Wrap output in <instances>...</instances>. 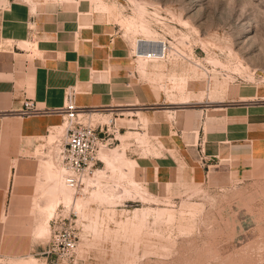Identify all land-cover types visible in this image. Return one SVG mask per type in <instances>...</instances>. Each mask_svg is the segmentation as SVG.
Wrapping results in <instances>:
<instances>
[{
  "label": "rangeland",
  "instance_id": "rangeland-1",
  "mask_svg": "<svg viewBox=\"0 0 264 264\" xmlns=\"http://www.w3.org/2000/svg\"><path fill=\"white\" fill-rule=\"evenodd\" d=\"M37 1L0 0L3 17L10 2L34 5ZM54 2L61 12L75 14L83 24L110 25L122 39L129 40L132 54L138 40L168 43L176 55L171 61L155 63L159 69L169 70L168 83L161 89L170 104L207 109L220 101L228 88L258 91L264 96V0ZM148 64L143 59H135L132 64L131 70L142 82L145 75H154ZM189 74L197 80L194 89L205 85L207 91L196 94L187 90ZM136 110L123 107L115 111L116 118ZM104 113L108 112L88 109L80 121L104 131L108 127V140L113 137V125ZM61 115L56 137L49 143L41 142L36 151L39 173L33 216L39 251L26 259L0 257V264H264V172L255 182L234 178L223 181L211 176L201 184L179 182L154 197L132 175L136 162L126 155L130 144L127 135L116 146L114 140L102 142L97 153L99 162L89 177L105 168L100 158L116 147H120L126 162L133 164V170L125 167L118 173L107 171L109 175L101 179L106 192L103 196L93 186L86 189V176L79 191L70 189V199L54 202L44 194L43 187L49 181L40 166L41 161L51 162L63 176L58 153L65 144L67 125ZM117 127L114 125V130ZM133 140L138 146H150L146 136L137 134ZM59 217L69 219L76 234L77 249L69 259L46 254L52 223ZM41 226L48 232L41 234Z\"/></svg>",
  "mask_w": 264,
  "mask_h": 264
},
{
  "label": "crops",
  "instance_id": "crops-1",
  "mask_svg": "<svg viewBox=\"0 0 264 264\" xmlns=\"http://www.w3.org/2000/svg\"><path fill=\"white\" fill-rule=\"evenodd\" d=\"M32 3L10 2L5 17L0 4V257L26 259L39 251L33 216L36 151L56 137L62 115L53 111L62 109L69 96L79 108L108 112L105 116L119 126L109 139L114 146L120 144L117 135H128L126 155L136 162L134 178L153 196L168 185L201 184L210 176L259 179L264 96L258 91L228 88L203 110L170 104L161 89L169 70L149 63L154 75L138 79L131 70L135 60L129 40L110 25L83 24L75 14L61 12L54 0ZM25 42L30 47L20 48ZM191 76L187 90L206 92L205 85L194 89L197 80ZM26 100L41 112L19 116ZM123 107H137V114L116 118ZM137 134L150 146H138Z\"/></svg>",
  "mask_w": 264,
  "mask_h": 264
},
{
  "label": "built area",
  "instance_id": "built-area-1",
  "mask_svg": "<svg viewBox=\"0 0 264 264\" xmlns=\"http://www.w3.org/2000/svg\"><path fill=\"white\" fill-rule=\"evenodd\" d=\"M138 47L132 54L133 59L144 58L154 61H163L168 58L169 44L159 41L157 46L143 40H138ZM86 108H79L68 97L65 106L60 110H54L64 115V121L67 125L66 138L64 147L59 151L60 169L63 171L64 183L74 192L79 191L83 185L82 179L85 176L93 175L91 170L96 162L97 153L102 142L109 137V128L105 131L102 128L94 127L89 123L80 121V113L87 111ZM40 111L35 107L32 100L24 102L23 108L19 111L20 115H35ZM112 124V121L109 122ZM108 124V125H109ZM111 135H113L114 124ZM100 135H102L100 137ZM51 243L48 247L47 255L55 258L69 259L77 249V240L74 230L71 228V221L64 217L56 218L51 226Z\"/></svg>",
  "mask_w": 264,
  "mask_h": 264
},
{
  "label": "bare ground",
  "instance_id": "bare-ground-1",
  "mask_svg": "<svg viewBox=\"0 0 264 264\" xmlns=\"http://www.w3.org/2000/svg\"><path fill=\"white\" fill-rule=\"evenodd\" d=\"M100 7H101V5H100ZM98 8H99V6H98ZM101 9H103V8H101ZM157 43H159V42H156L155 45H153V46H157L156 45ZM22 47L26 49V48L30 47V45L28 43L26 44V42H25L22 45ZM169 52L170 53L168 55V58L166 60H163V61H165V62L166 61H171V58L176 55V52L174 53L171 50H169ZM138 59H143V60H145V61H147L149 63L150 62L151 63L158 62V61L148 60V59H144V58H137V60ZM160 62H162V61H160ZM83 113H85V112H83ZM81 114L82 113H80L79 116H81ZM117 138L118 139H120V138L123 139V137L120 136V135H117ZM123 155L124 154L120 150V147H116V148L110 149L108 152H106L102 156V158H100L101 159L100 161L102 163H104L105 168L102 169V170H97L94 173L95 174L94 177L90 178L88 176V178L84 179V182H85V185H86V189L93 186L95 188V192L98 193V195L103 196V194L105 192V189L102 188L103 183H102L101 179L106 178V176L109 175V173H108L109 170L111 171V173H118L119 171H124L125 167L126 168L129 167V169H127V170H133L134 169L133 164L126 162L127 160H125ZM98 161H99V159H98ZM127 170H125V171H127ZM130 172H128V174ZM43 173H44L46 179L49 181V184L47 186L43 187L44 194L49 195L52 198V200H54V202H56L59 198H62L64 200L70 199V194H71L70 193V189L64 183V177L61 175L62 173H60L58 171V169L56 168V166L54 164H52L51 162H46L43 165ZM132 175H134V174H132ZM122 177L124 178V175ZM82 181H83V179H82ZM97 185H98L99 188L97 187ZM54 204H56V203H54ZM44 226L40 227V233L41 234H45V233L48 232V229L46 227H44Z\"/></svg>",
  "mask_w": 264,
  "mask_h": 264
},
{
  "label": "water",
  "instance_id": "water-1",
  "mask_svg": "<svg viewBox=\"0 0 264 264\" xmlns=\"http://www.w3.org/2000/svg\"><path fill=\"white\" fill-rule=\"evenodd\" d=\"M101 136V135H100Z\"/></svg>",
  "mask_w": 264,
  "mask_h": 264
}]
</instances>
